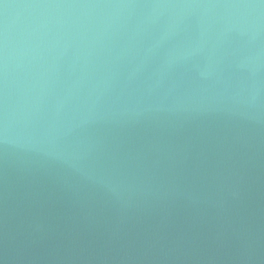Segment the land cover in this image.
Returning <instances> with one entry per match:
<instances>
[{"label":"water","instance_id":"1","mask_svg":"<svg viewBox=\"0 0 264 264\" xmlns=\"http://www.w3.org/2000/svg\"><path fill=\"white\" fill-rule=\"evenodd\" d=\"M0 264H264V0H0Z\"/></svg>","mask_w":264,"mask_h":264}]
</instances>
